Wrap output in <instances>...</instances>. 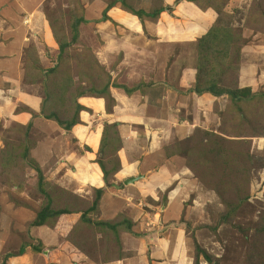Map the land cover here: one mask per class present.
Masks as SVG:
<instances>
[{
	"label": "rangeland",
	"instance_id": "rangeland-1",
	"mask_svg": "<svg viewBox=\"0 0 264 264\" xmlns=\"http://www.w3.org/2000/svg\"><path fill=\"white\" fill-rule=\"evenodd\" d=\"M204 1L221 8L208 46L200 42L204 37L158 45L151 34L127 26L131 20L142 24L130 11L164 12L162 0H43L39 9L54 48L39 39L31 43L22 81L24 88L38 89L41 113L36 116L20 98L10 119L0 114V264L24 248L32 255L23 261L28 264L121 262L127 247L140 246L137 238L158 234V214L175 190L185 201L181 224L193 264H264V92L251 87L260 81L256 68L264 67L255 57L264 37L253 39L264 34V0L241 16L239 9L223 11L229 0ZM80 18L85 21L72 42ZM62 44L70 47L60 53ZM243 51L247 69L241 72ZM137 72L149 75V82L130 88L142 95L129 102L133 113L117 109L104 89L128 88L123 81ZM212 85L222 96L197 93ZM38 118L49 123L38 125ZM74 121L69 132L58 123ZM86 125L96 130L93 142L78 127ZM89 154L116 190L112 208L109 196L92 208L97 192L80 173ZM120 173L121 183L114 185ZM139 176L135 185L123 183ZM163 182L166 190L160 191ZM48 206L69 213L33 226ZM103 223L118 225V232Z\"/></svg>",
	"mask_w": 264,
	"mask_h": 264
},
{
	"label": "crops",
	"instance_id": "crops-1",
	"mask_svg": "<svg viewBox=\"0 0 264 264\" xmlns=\"http://www.w3.org/2000/svg\"><path fill=\"white\" fill-rule=\"evenodd\" d=\"M162 1V5L164 6L165 11L163 12V14H161L160 22L157 25L150 22H145L144 25L140 23L137 25L134 20H131L127 24V26L129 27H133L137 34L139 32L141 34L143 33V31H146L148 34L154 36L153 38L159 40H157L158 45H160V42H164V44H180L182 41L187 42L188 39H192L189 41L199 39L209 31V29L213 26L216 19L218 18V14L215 10L209 9L208 11L204 12L200 8H198L196 4L189 2L193 0ZM255 2H258V0H229L228 5H224L223 11H232L234 13L236 9H239L240 13L241 11L243 12L252 8ZM42 3L43 0H0V114H2L4 111L5 113L3 115H7V118L9 119L11 118V116L8 115V112H12L16 100L20 98H24V100L26 101L25 104L29 108H31L33 112H35L36 116L41 113L43 100L38 93V89L36 90L35 88H31L28 86L24 88L22 81H24L23 58L26 52H28V50L32 47L31 43H34L39 39L41 42H44V47L49 45L52 47L53 45V43L49 42L46 39V30L44 24L45 21L42 17L41 10L39 9ZM241 15L242 13H240V16ZM117 16L119 17V19H123L126 22L127 18L125 16ZM140 34L139 36L141 37ZM258 36L264 37V34H257L253 37V39L255 37L256 38L254 40L260 38ZM251 44L253 43L251 42L249 45ZM43 46H39V48H42H40L42 51L46 50ZM51 51L53 52L54 50ZM257 51L259 53L258 55H255V57L261 63H264V46L259 47ZM132 52L135 53L133 47L131 53ZM245 57L247 58L248 55H245V51H243L241 72L243 69H247V65H245L247 63H244ZM256 73H259L260 81H253V85L251 87H254L260 92H264V67H257ZM147 77L149 78V75L145 77L140 72L128 74L125 78L126 81H123V84H125L130 89L134 85H138L140 83L147 84L149 82L146 81V79H148ZM30 90L31 92H29ZM111 95L119 105L117 109L124 108V110L128 113H133L131 111V108L128 106L129 102H137L140 96H142L139 92H136L131 96H127L123 93L122 90L118 89H113ZM92 104L96 108V103ZM90 106L92 107V105ZM22 117H26L28 120L31 119V117L27 114L23 115ZM96 118L97 116H92L89 124L92 125L93 122H96ZM35 121V123L38 125L49 123L48 120H44L41 118H38ZM84 122L88 123V121ZM78 127H82V130H84V132L87 134V137L92 138L91 142H93V140L97 137V134H95L96 130H91L88 125ZM133 134L136 135L134 132ZM158 144L159 141L157 139L153 140V149H156L158 147ZM93 155L94 154H89V157L83 160L86 161V163L89 164L91 168L99 170L101 173L103 185L100 187H93L92 185H90L94 192H97L98 190L105 189L106 185L103 181V174L99 169L100 167L97 164L95 165L93 162L89 161L93 160L91 158V156L93 157ZM32 157H35V151H32ZM86 167L87 166H85L84 169L80 170L81 172L83 171L84 175L88 171ZM128 170L129 169L127 168L125 169V171ZM120 176L121 173L116 176L115 180L113 181L114 185H118L121 183L120 181L122 179H120ZM184 176H186V174H184ZM124 182L125 179H123V183ZM192 184L193 182H191V185ZM158 186H160V191L166 190L165 182L160 183V185ZM112 192H116L115 188L107 189L104 194L105 196L103 195L102 202L105 201V197L109 196L108 201H106V203L108 204L107 208L113 207V205L111 204V201L113 199L110 198L112 196ZM168 199V207L162 214H158V216L160 215V218L162 219L160 220L161 225H156V227L153 228V230H156L158 234L145 235L137 238L135 243H141L140 246L137 248L135 246L136 249L134 250L130 249L129 247H127V249L125 248L126 257L121 262L119 261L115 264H193V260L191 258L192 250L189 244V238L187 237L188 230L184 225L181 224V220L185 212L184 198H182V195H178L177 190H175V192H171L170 194H168ZM186 214L187 216L189 215L190 217H192L191 213L187 210ZM185 220L188 222V219ZM169 225H171V228H168ZM160 230H162V232H160ZM121 239L123 241L122 237ZM126 240H128V238H126ZM122 244L125 246L126 243H124L123 241ZM30 256H32L31 252L26 250L23 256L18 255L9 258L7 264H28L24 263L23 261L26 260L25 258H28L30 260ZM60 264L68 263H65V261H62L61 259Z\"/></svg>",
	"mask_w": 264,
	"mask_h": 264
},
{
	"label": "trees",
	"instance_id": "trees-1",
	"mask_svg": "<svg viewBox=\"0 0 264 264\" xmlns=\"http://www.w3.org/2000/svg\"><path fill=\"white\" fill-rule=\"evenodd\" d=\"M189 1V0H188ZM189 2H192V3H194V4H196L197 6H198V8H200L202 11H204V12H206V11H208L209 9H213V10H215L216 11V13L218 14V18H219V16H220V9L221 8H218L217 7V3L216 2H214L213 4H209V5H207V4H205V1L204 0H193V1H189ZM165 9V8H164ZM130 13H134L136 16H138V18L140 19V21L142 22V24L144 25L145 24V22H150V23H152V24H154L153 22H158V18H160L161 17V14L163 13V10H159V11H157V12H154V13H145L144 11H139V12H136V11H130ZM225 14V13H224ZM216 19V21H215V23L213 24V26L209 29V31L203 36L204 38H202L201 40H200V42H201V44H205V45H207L208 46V44L209 43H207V41L208 40H211L212 38H215L216 37V35H214L215 34V32L219 29L218 28V22H219V19ZM85 21V19H82V18H80V19H78V20H76L75 21V27H74V29H73V31H74V37H73V40H72V42H75L76 40H77V38H78V28H79V26L81 25V24H83V22ZM218 21V22H217ZM156 22V23H157ZM50 26V25H49ZM51 28V27H50ZM52 30V29H51ZM53 33V32H52ZM53 36H54V34H53ZM217 39V38H216ZM206 42V43H205ZM70 46H69V44L66 46L65 44H62V45H60V49H59V52L60 53H62L63 52V50L64 49H66V48H69ZM214 48H216V46L214 47ZM209 50H210V48H209ZM219 53H222V52H220L219 51ZM224 54V53H223ZM224 55H226V54H224ZM208 60L209 59H211V56H209L208 58H207ZM203 60V59H202ZM201 60V61H202ZM241 63H242V61L240 60V66H241ZM202 64H204V62L202 63ZM116 89H121V90H125V92L128 94V95H131L133 92L135 93V91H137V89L135 90V89H128V88H124V87H115ZM110 87H106L104 90H105V94L104 95H108L109 97H110V99H112V101H114V99L112 98V95H111V92H110ZM197 92V91H196ZM133 93V94H134ZM199 95H202V94H204V93H210L211 95H213V96H216V97H220V96H222L221 94H219V93H217L216 92V90H215V87L212 85L211 87H209L207 90H200L199 89V91L197 92ZM230 95L233 97V99H236V100H241V97H238L236 94H234V93H230ZM263 97H264V95H263ZM63 128H64V130H66V131H71V129L74 127V126H76L77 125V121L75 122H71V123H62V122H58ZM100 167H101V170H102V172H103V174H104V177H103V181H104V183H105V185H106V188L108 187V188H112V187H114L113 185H110V183H109V181H108V173H107V171H106V169L102 166V165H100ZM40 173V172H39ZM40 175V174H39ZM115 177V174H113V178ZM43 181H44V178H43V176L41 175L40 176V180H39V184H40V187L42 186V184H43ZM101 189V190H98L97 191V197H96V201H95V203H94V205H93V207L92 208H96L97 207V205H98V202L99 201H101V199H102V197H103V195L105 194V191L107 190V189ZM69 212L68 211H61V212H53L52 210H51V208H49V206L48 207H46L45 209H43L42 211H40L39 213H38V215H37V218H36V220L34 221V223H33V226H35V227H42V226H44L45 224H46V222H47V220L51 217V216H53V217H56V216H60L61 214H68ZM102 226H106L107 228H109V229H112L114 232H118V229H119V227H118V225H116V224H110V223H103L102 224ZM34 251H35V253H40L41 251H40V249H38V248H34ZM25 252H26V249L24 248V249H22L21 251H20V253L18 254L19 256H23L24 254H25ZM17 256V255H16ZM204 256H205V259H206V261H209L210 260V258H209V256L206 254V253H204ZM8 257V256H7ZM12 257H15V255H13V256H9L8 257V259L9 258H12Z\"/></svg>",
	"mask_w": 264,
	"mask_h": 264
},
{
	"label": "bare ground",
	"instance_id": "bare-ground-1",
	"mask_svg": "<svg viewBox=\"0 0 264 264\" xmlns=\"http://www.w3.org/2000/svg\"><path fill=\"white\" fill-rule=\"evenodd\" d=\"M87 173L84 175L83 171L81 173L82 180L84 183L92 185L93 187H100L103 185L102 183V177L99 170L93 169L90 166H87Z\"/></svg>",
	"mask_w": 264,
	"mask_h": 264
},
{
	"label": "water",
	"instance_id": "water-1",
	"mask_svg": "<svg viewBox=\"0 0 264 264\" xmlns=\"http://www.w3.org/2000/svg\"><path fill=\"white\" fill-rule=\"evenodd\" d=\"M143 177L142 176H139L137 178H131L127 181L124 182V184L126 186H129V185H135L136 183H138Z\"/></svg>",
	"mask_w": 264,
	"mask_h": 264
}]
</instances>
